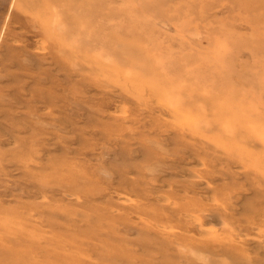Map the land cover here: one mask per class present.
<instances>
[{"label": "rangeland", "instance_id": "374dc122", "mask_svg": "<svg viewBox=\"0 0 264 264\" xmlns=\"http://www.w3.org/2000/svg\"><path fill=\"white\" fill-rule=\"evenodd\" d=\"M234 107L255 138L211 121ZM181 111L264 160V0H0V264H181L174 203L234 246L195 264H264V184L211 135L190 152Z\"/></svg>", "mask_w": 264, "mask_h": 264}, {"label": "bare ground", "instance_id": "6f19581e", "mask_svg": "<svg viewBox=\"0 0 264 264\" xmlns=\"http://www.w3.org/2000/svg\"><path fill=\"white\" fill-rule=\"evenodd\" d=\"M232 93H233V91H232ZM232 93L229 92L228 93V97L230 96L229 99L228 100H224L225 104H226V102L228 104V109H225V111L227 110V111L231 112V110H232L231 106H234V101L232 99V96H233ZM214 101L211 102L212 103L211 105H214V106L219 107V108L224 107V105H222V103L213 104V103H215ZM239 105L243 106V107H246V108L249 107L248 109H250V110L253 108L252 106H250L251 104L249 105V102L246 103V104L242 103V104H239ZM233 111H234V113L230 114L231 115L230 117L223 113L224 112L223 109L220 110L219 112L214 111V113H211L212 114L211 117L213 119L211 121L215 122V120H216L215 118H218V121L220 123H222L221 128H223V127L227 126L226 125L227 122L230 125V123L235 120L237 122V126H235V128H233V129H231L230 127L229 128H230V130H233L232 133H234V132L236 133V138H238V139H246V140H251V139L255 138V135L252 134L251 129H249L248 126L245 125L244 120H242V118H245L244 114L247 115V113H242V112L236 111L235 107L233 108ZM205 112H206V110H205ZM249 113H250V111H249ZM183 114H185L184 117L181 116L182 114L179 116V118L177 117V119H176L177 123L176 124L186 133L184 135H187V137H189L191 140L194 141V144H188L190 147H192L191 149H193V151H190V152H192L193 154L199 155V156H201L202 158H205V159L209 158V154H208L209 149H211L213 147L207 142V139L209 138L210 135L212 136V138L214 139V141L216 142L217 145H220L222 149L225 148L224 151L225 150L226 151L225 152L222 151L223 153L221 152L223 155L229 156V155H232L233 152L235 153L237 150H239V147H237V144H235V143L231 144V143L227 142L226 140H224L223 138H220L219 137L220 135L219 136L214 135L210 131L207 132V134H206L207 138L204 137V136H201V134L196 133L195 130L196 131H198V130L194 128L196 126L193 127V125L191 124V120H190V119H192L193 114L190 115L191 113H189V112L188 113L184 112ZM227 114L229 115V113H227ZM181 122L183 124H179ZM184 124H186V125L189 124V126L187 125L188 127L186 126V129H183L182 126H185ZM176 130H177V127H176ZM241 131H244V133H245L244 135L245 136L241 135V134H243V133H241ZM178 132H180V130ZM190 147H188V148H190ZM201 147L206 149V152L202 151ZM240 147H242V146H240ZM243 148L246 149V147H243ZM244 151H246V153H243L241 155H239V154L237 155L236 153L235 154L253 172V180L255 179L257 181L258 185L264 184V168H262V166H263L262 162H264V160H257L255 158V156L252 153H250L249 150H244ZM202 153H203V155H202ZM202 164L204 165L205 163L202 162ZM204 169H206V168H204ZM208 174H210V173L206 172L205 170H203V173H201L200 176L205 178L206 176H208ZM242 176H243L244 179L249 178L248 174H242ZM258 190H261V189L258 188ZM253 191L257 195V193H258L257 190L253 189ZM260 193L261 192L258 193L256 202H255L256 206H258V209H257L256 206H255L256 210L254 208L253 209L252 208L246 209V216H247L246 218L247 219H251V221H253V222L255 221V217H264V213H263V210H262L263 209L262 204H264V195H260ZM172 208L174 209L175 212L177 211L178 216L181 218L180 221H182L184 223V226H182L181 229L183 230V228H184L189 233L198 236V239H193V237H190V239L189 238H185V237H177V236L174 237V241L177 244V246L175 248V253H177L176 256H177V258L181 259L182 263H184V264H195L192 261V259L190 258L189 254H187V252L192 253V250H190V249L196 248V247L197 248L201 247V249L205 250L209 246L208 244H212V243H210V241H212L215 244L217 243L218 246H220L221 248L225 245L224 247H227V248H225V250L229 249V250H227L228 252L232 251L234 246H231L230 245L231 243H229L231 241L228 238L229 237L228 236V234H229L228 232L224 233V235H226L228 237L225 236V239L220 240V239L217 238V234L208 233L207 231H201L199 229L198 226H199V224L202 221L201 219H202L203 215L207 214V212H210V211H206L205 209L203 210V209H201L199 207H195V206H186V207L183 206V207H180L179 205H176L175 203L173 204ZM184 216H186L188 218L189 222H186L185 219H183ZM222 217L225 218L227 216L226 215H222ZM248 223L251 224L252 222H248ZM3 227L5 229L8 228V227H6L4 225H3ZM230 239L232 240V237ZM183 242H185V244ZM178 246L184 250L183 253H182L181 250H179ZM235 252H236V249H235ZM7 256L13 262L15 261V259L18 260V255H17V253H15V251H11L10 253L7 254ZM176 262H178V260L177 261L174 260V264H176Z\"/></svg>", "mask_w": 264, "mask_h": 264}]
</instances>
